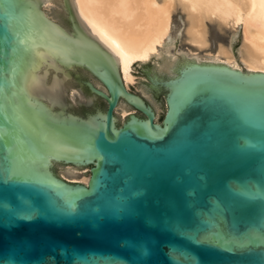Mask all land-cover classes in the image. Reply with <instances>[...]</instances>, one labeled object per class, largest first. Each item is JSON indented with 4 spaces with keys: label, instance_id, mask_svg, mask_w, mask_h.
I'll list each match as a JSON object with an SVG mask.
<instances>
[{
    "label": "water",
    "instance_id": "1",
    "mask_svg": "<svg viewBox=\"0 0 264 264\" xmlns=\"http://www.w3.org/2000/svg\"><path fill=\"white\" fill-rule=\"evenodd\" d=\"M50 1L0 0V264H264V73L185 59L174 13L127 90ZM42 55L55 102L28 88Z\"/></svg>",
    "mask_w": 264,
    "mask_h": 264
},
{
    "label": "bare ground",
    "instance_id": "2",
    "mask_svg": "<svg viewBox=\"0 0 264 264\" xmlns=\"http://www.w3.org/2000/svg\"><path fill=\"white\" fill-rule=\"evenodd\" d=\"M72 6L92 40L104 51L110 70L120 72L127 90L134 81L133 65L142 64L152 51H158L160 37L167 36L178 10L185 18V39L197 51L210 46L209 24L221 33L240 29L238 59L230 44L219 43L206 61L194 55L196 64H222L239 72L264 73V0H72ZM128 113L124 111L123 116ZM88 179L68 180L87 183Z\"/></svg>",
    "mask_w": 264,
    "mask_h": 264
},
{
    "label": "rangeland",
    "instance_id": "3",
    "mask_svg": "<svg viewBox=\"0 0 264 264\" xmlns=\"http://www.w3.org/2000/svg\"><path fill=\"white\" fill-rule=\"evenodd\" d=\"M45 1L46 2L43 3V10L46 14L51 13V12H55V9H61L58 2L50 1V0H45ZM175 12L178 14L176 20H182L176 49L182 48V47L184 48V58L185 59L191 58V59L196 60L195 56H197V57L201 58L202 60L206 61V60L212 58L213 54L216 52L217 45L219 43H222L224 45L230 44L233 52L235 53L236 58L238 59V48H239L240 43H241L240 29H237L235 31V33H229V32H222L221 33L215 27V25L209 24L208 38H209L210 46L207 50L197 51L195 49V47L192 44L190 45V43H187L188 41L185 39V34H184L185 18H184L183 13H181L180 10L175 11ZM238 62H239V60H238ZM140 68H141V64L136 63L133 65L132 69H140ZM132 75H133L134 81H133V83L129 84V90H135L137 83L139 81L138 70H132ZM86 97H89V94L86 93L83 90V88L68 85L65 106H72V100L85 101ZM126 111L129 113H135V110L132 108L129 110H126ZM128 114L123 116V112L119 113V116L117 119V124L121 125L123 120L127 118ZM62 171H69V164H62ZM60 176L62 178L67 179V180L72 179V178H76L79 180L82 178H87V177H89V165L84 166V167H78L77 169L72 170V171L65 173L63 175H60Z\"/></svg>",
    "mask_w": 264,
    "mask_h": 264
},
{
    "label": "clouds",
    "instance_id": "4",
    "mask_svg": "<svg viewBox=\"0 0 264 264\" xmlns=\"http://www.w3.org/2000/svg\"><path fill=\"white\" fill-rule=\"evenodd\" d=\"M43 61L42 71L37 70L34 73L29 82L28 88L34 94H47L46 98L50 102H55L58 94L62 90L63 87V79L60 75V69L56 66L55 62L49 61L43 55L41 56ZM51 70V80L49 81V75Z\"/></svg>",
    "mask_w": 264,
    "mask_h": 264
},
{
    "label": "flooded vegetation",
    "instance_id": "5",
    "mask_svg": "<svg viewBox=\"0 0 264 264\" xmlns=\"http://www.w3.org/2000/svg\"><path fill=\"white\" fill-rule=\"evenodd\" d=\"M86 93H88L89 94V90H86V89H83ZM133 109V108H132ZM65 179V178H64ZM65 180H67V179H65ZM67 181H69V180H67ZM69 182H71V181H69Z\"/></svg>",
    "mask_w": 264,
    "mask_h": 264
}]
</instances>
